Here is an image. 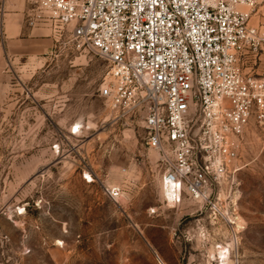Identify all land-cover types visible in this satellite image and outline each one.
Segmentation results:
<instances>
[{
    "label": "rangeland",
    "instance_id": "rangeland-1",
    "mask_svg": "<svg viewBox=\"0 0 264 264\" xmlns=\"http://www.w3.org/2000/svg\"><path fill=\"white\" fill-rule=\"evenodd\" d=\"M27 13L0 0V264H216L217 244L226 264H264V125L244 128L234 211L169 207L141 120L114 121L98 95L106 62Z\"/></svg>",
    "mask_w": 264,
    "mask_h": 264
},
{
    "label": "built area",
    "instance_id": "built-area-1",
    "mask_svg": "<svg viewBox=\"0 0 264 264\" xmlns=\"http://www.w3.org/2000/svg\"><path fill=\"white\" fill-rule=\"evenodd\" d=\"M27 1L30 20L67 30L106 62L98 95L114 121L141 120L161 184L172 185L166 205L191 201L213 222L222 207L234 211L244 128L264 125V25L251 23L262 0Z\"/></svg>",
    "mask_w": 264,
    "mask_h": 264
},
{
    "label": "bare ground",
    "instance_id": "bare-ground-1",
    "mask_svg": "<svg viewBox=\"0 0 264 264\" xmlns=\"http://www.w3.org/2000/svg\"><path fill=\"white\" fill-rule=\"evenodd\" d=\"M86 174V173H85ZM86 176L90 179V175L86 174ZM162 186V191H163V197L169 202H172V185H164L163 183L161 184ZM24 208H20V212L22 213ZM57 243H60L59 240H57ZM218 255L220 258L224 257V261L228 262V254H229V248L227 245H221L219 248H215L212 253H210V256Z\"/></svg>",
    "mask_w": 264,
    "mask_h": 264
},
{
    "label": "crops",
    "instance_id": "crops-1",
    "mask_svg": "<svg viewBox=\"0 0 264 264\" xmlns=\"http://www.w3.org/2000/svg\"><path fill=\"white\" fill-rule=\"evenodd\" d=\"M27 14H30V13H27ZM32 14V13H31ZM33 18V22H32V24L34 25V24H37V22H35L36 20H35V18L34 17H32ZM39 22V25H43V26H48L49 24L48 23H45V22H41V21H38ZM118 186V185H117ZM122 189V188H121ZM122 193V192H121ZM121 193H120V195H121Z\"/></svg>",
    "mask_w": 264,
    "mask_h": 264
}]
</instances>
